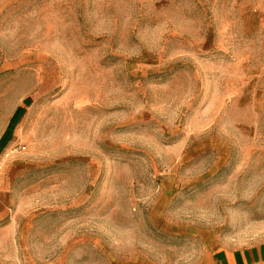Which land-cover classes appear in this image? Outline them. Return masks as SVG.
I'll use <instances>...</instances> for the list:
<instances>
[{
    "label": "rangeland",
    "instance_id": "374dc122",
    "mask_svg": "<svg viewBox=\"0 0 264 264\" xmlns=\"http://www.w3.org/2000/svg\"><path fill=\"white\" fill-rule=\"evenodd\" d=\"M263 242L264 0H0V264Z\"/></svg>",
    "mask_w": 264,
    "mask_h": 264
},
{
    "label": "crops",
    "instance_id": "0c3cea01",
    "mask_svg": "<svg viewBox=\"0 0 264 264\" xmlns=\"http://www.w3.org/2000/svg\"><path fill=\"white\" fill-rule=\"evenodd\" d=\"M205 264H264V242L215 252Z\"/></svg>",
    "mask_w": 264,
    "mask_h": 264
}]
</instances>
